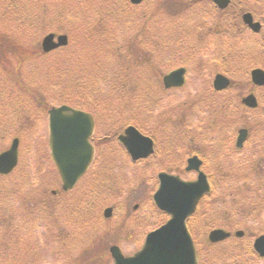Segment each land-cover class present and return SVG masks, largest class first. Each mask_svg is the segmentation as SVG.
Segmentation results:
<instances>
[{
  "label": "rangeland",
  "instance_id": "374dc122",
  "mask_svg": "<svg viewBox=\"0 0 264 264\" xmlns=\"http://www.w3.org/2000/svg\"><path fill=\"white\" fill-rule=\"evenodd\" d=\"M79 1L75 0V3ZM87 1L90 7L86 10L85 17L78 16L77 22L65 23L68 25H63L59 29L62 31L70 28L74 31V35L76 30L79 34L84 28H90L95 19L94 14L97 15L98 12L101 13L102 11L109 12V16L104 19L96 17L94 23L97 20V23H100L99 27L101 26L107 30L110 28L118 42H122L124 38L132 33L139 32L142 26L140 24L141 16L144 11H149V9L151 10L152 7L161 3V0L147 1L137 9H128L127 13L123 11L125 15H120L118 12L119 18H113L118 9L122 10V7L117 5L122 0H96L93 4L91 0ZM232 1L238 2L240 5L244 4L246 7H257L256 13L254 12L256 17L264 18V0H250L251 4L246 3L247 0ZM6 2L7 0H0V33H7L9 38L12 39V43L11 48L5 51L6 53L0 54L2 56L0 58V72L8 75L17 71L22 76L23 81L29 83L31 91L36 90L35 86H38L39 89L34 92L38 97L37 99L30 101V98L27 97L25 100H28V102L23 103L13 102L8 97L5 98L6 91L9 88L3 87V84L0 86V108L4 106L5 113V115L0 113L3 121H5L3 129L0 130H2L4 136H7L0 144V151L8 148L14 136H18L21 140L17 168L10 175L0 178V188H2V191H0V242L5 235H8V237L14 235L18 239V243L12 249V245H14L13 237L6 239L10 245V250H6L5 247L3 249V244H0V262L1 264H83L82 257L79 254L93 251L97 255L96 262L92 264H111V256L108 251L110 245L113 243L118 244L124 255L133 254L143 243L146 233L165 222L166 215L164 216V213L160 212L151 201V195L157 187V173L161 170H167L179 174L184 179H194L196 176L194 172H185L183 169L188 152L167 143L165 138L167 134L166 114L162 112L167 108L174 107L178 112L190 113V108L180 107L178 109L177 106L190 102L189 100L194 98L198 92L201 93L209 86L213 76L207 73L212 67L204 71H198V69L203 60L212 59V54L199 52L202 56L197 57L194 66L190 64L192 72L187 74L184 87L172 90L170 93H163L160 96L158 107L154 113L156 114L155 118L151 122L153 128L157 131L156 136H158L154 156L133 163L124 148L120 147L113 137L118 130H116V127L115 130L112 129V118L104 113V119L108 123L105 121V123H98L95 130L97 135L105 134L107 141H109L104 147V158L107 160L101 162L102 167L97 170L100 172L105 167L108 168V170H103L106 175L98 177V179L89 177L85 179L86 184H77V188L75 186L66 193L60 192L61 180L55 171L56 168L50 158L48 147L47 109L50 106L61 104L63 101L62 91L68 89L70 79H76L79 73L85 74L79 67L81 59L82 62L90 59L93 63L97 60L93 57H86L82 50L90 55L91 49H82L81 44L75 43L73 38L72 43L74 44L70 42L73 46L69 45L72 48H67L65 55H67L68 61L71 60V56L74 57L77 66H73L70 71L67 68L65 75L62 77L56 74L50 77L48 71L50 66L47 67L48 62L53 64L63 54L60 53V50H57L45 57H25L26 54L21 52L41 50V41L45 33L36 30H34V33L22 32L18 21L13 20L10 13H6L4 9ZM205 2L206 4L192 5L187 13H184L185 10L180 15H175L176 19L181 16L182 19H180L183 23H186V26L198 23V27L196 25L189 33L192 36L195 32L203 33L207 26L212 23L213 8L208 1ZM137 12L140 16H137ZM1 16H5L7 20H2ZM155 16L154 22L157 24L156 37L158 40H162L166 36L162 33L159 34V29L162 30L170 25L174 17H168L161 9L158 10ZM100 21L104 24H101ZM200 24H203L202 26H205V28H202ZM165 30L170 31L169 29ZM120 33L122 37H117ZM245 44L247 43L245 42ZM149 45L152 47L150 42ZM146 52L148 53L144 57L145 60L136 65L137 69H134L133 72L128 71L127 74L122 68L123 66L117 63V59L111 61L113 64L111 66H107L110 63V60H108L104 70L100 68L90 74L91 76L88 77V80L92 78L90 84L97 85L106 95L109 91H112L115 95L119 91L122 92L118 86L122 85L127 89L129 95H134L138 99L141 88L148 86L150 89L148 81L155 83L154 69L162 72L159 74L161 77L163 73L167 72L168 67L175 63V60L170 57L171 65L169 63L165 65L159 63L156 66L157 60L161 62L162 59H168L167 56L164 57L160 51L155 52L154 48L151 50L150 47ZM114 63H116L119 73L113 71L115 68ZM149 63L151 64L149 65ZM66 65L68 64L66 63ZM98 67H100V64H98ZM89 71H92V66H90ZM240 73L246 78L245 71ZM236 78L240 80L234 88V95L240 100L243 95L253 89H250L245 80L242 81L238 76ZM117 80L122 81L116 83ZM11 86L18 91L16 85L12 84ZM58 92H61V94H58ZM255 94L259 97L257 89ZM262 96L264 97V91ZM85 97L90 99L87 92ZM263 97L260 98L263 99ZM113 103L121 105L122 101L113 100ZM262 105V110L255 114L252 113L247 118V124L264 118V103ZM26 113L29 114V118H26ZM18 115H22V117L18 118ZM141 118H144V116ZM158 119L159 122L157 123ZM193 123L199 124L200 120H193ZM255 124L259 125L258 123ZM124 127L118 129L121 130ZM231 132L233 130L228 129L226 134L232 137ZM168 145L171 146V152H168ZM244 152L246 154L247 150ZM225 155H227V152L223 153V156L227 158ZM227 159L229 160V158ZM224 160L226 161V159ZM224 160L223 163L232 165L230 161L225 162ZM237 171L238 169L235 170V172ZM236 188L237 186L225 185L224 190L220 193L222 202L217 201L216 204L205 207L204 215L200 217V213H197L201 224H204V233L203 235L199 234L200 242L197 245L199 250L205 252L204 258L201 255L200 264H264V259L261 260L256 257L252 259L249 247L256 234L264 232V209L251 206L247 209H240L237 211V215L235 213L234 198L232 197L237 192ZM53 191L56 192L53 193ZM79 196L83 199L84 216L66 219L65 211L67 214H72V211L67 212V209L72 208V201ZM135 204L138 207L133 210ZM106 206L114 208L113 215L110 219L103 220L102 210ZM230 223H234L236 229L245 231V235L241 237L240 242L238 241L239 237L233 235L234 229H230L233 236L224 243H216L213 246L207 241L206 233L210 229L209 225L212 228L223 224L229 226ZM193 234L196 235L194 231ZM27 246L32 249L29 250ZM232 247L236 249L231 250ZM17 249L18 251L15 254L13 251ZM245 251L249 253L244 254ZM221 252L226 253V255H221Z\"/></svg>",
  "mask_w": 264,
  "mask_h": 264
},
{
  "label": "trees",
  "instance_id": "16d2710c",
  "mask_svg": "<svg viewBox=\"0 0 264 264\" xmlns=\"http://www.w3.org/2000/svg\"><path fill=\"white\" fill-rule=\"evenodd\" d=\"M94 1L96 0H91V3L93 4ZM196 1L200 3L208 1L210 3V0H161V3H158V5L154 6L152 10L149 11L143 10L144 13L141 16L142 19L140 21V24L142 26L140 31L132 33L128 37L124 38L122 42L117 41L110 28H108L107 30V29H103L101 26L99 27L100 23H97V20L96 23H94L96 17L104 19L106 16H109V12L105 13L104 11H102L101 13L98 12L97 15L94 14L95 19L91 23L90 28H84L83 30L80 31L79 34H77V30H76L74 35V31L71 30L70 28L64 29L62 31L59 29L63 25L65 26L68 25L65 23H72L73 21L77 22L78 16H82L83 18L85 17L86 10L90 7L87 0H80L77 3H75V0H7L6 2L7 4H5L4 9L7 14L10 13V16L12 17L13 20L18 21L22 32L29 31L31 33H34V30L40 31L41 33H46L49 31L64 32L67 33L68 35L70 34L71 43L73 42V38H74V42L80 43L82 49H86V48L91 49L90 55L88 53H85L84 50L82 51L86 55V57L88 58L93 57L94 59L97 60V62L93 63L90 59L85 62H82L83 61L82 59L80 60L79 67L82 69L83 72H85V74L79 73L76 79L69 80L70 84L68 86V89L62 91V94L61 92H58V94H61L63 96L62 102L77 108L90 111L97 118L102 117L104 113L108 114V117L112 118L111 126L112 129L114 128V130L116 127V130L120 131L118 129L119 127L122 126L124 127L126 124H134L137 127L143 129L144 131H147L148 133L156 134L157 131L155 128H153L154 126L153 124H151V122H153L156 115L154 113L158 99L160 98V95H162V93L164 92V89H162L159 84V79L157 81L158 74H160L161 71H159L158 69H154L153 75L156 76L155 83H153L152 81H148L150 84L149 86L150 89L148 88V86L141 88L138 93V99H136L134 95L133 96L129 95L127 89L122 85H118L121 88L122 92L119 91L117 95H115L112 91H109V93L106 95L97 87V85L90 84L92 78L88 80V77L91 76L90 74L92 72L97 71L100 68L104 70L105 66L108 63V60H110V63L107 66H111L113 65L111 61L112 60L115 61L116 59H117V63H119L120 66H123L122 68L124 69L126 74L128 73V71L133 72L134 69H137L136 65H139V63L142 60H145L144 57L148 53L146 52V50H149V47L151 48V50L154 48L155 52L160 51L161 55H163L164 57L167 56L168 58V59L165 58V60L162 59L161 62L160 61L158 62L157 60V64L155 65H159V63L161 65H165L166 63H169L171 65L170 57L176 60V62L184 63L182 60L184 61L187 60V62H189V59L194 55V50L196 49V45H193L194 39L192 34H189L190 32L187 27L194 25L189 24L188 26H186V23H183L181 21L182 17L180 16L179 19H176L175 15H180L185 10L186 11L184 13H187L189 11V8L192 5H194ZM246 3H250V0H247ZM117 5H120L122 7V10L118 9L115 13L116 15L112 14L114 15L113 18H119L118 12L120 15H125L123 11L126 12L128 9L139 8V6L131 5L128 2V0H122L120 1V3H117ZM213 8L215 7L213 6ZM252 8L255 9V11H257L256 10L257 7L252 6ZM160 9L163 11V13H166L174 17L170 25L166 26L162 30L159 29L158 33L165 34L166 36L162 40H158L156 37L157 24L154 22V19L156 17L155 15ZM246 9L247 8H244L241 5H237L236 8L237 19L233 21L236 28L231 26L228 28L227 26L229 25L226 26L225 24H223L225 25V27L221 29L222 33L230 32L229 37H233L234 35H236L238 38V42H236L235 45L231 44V46L229 47L230 50H234L232 51L233 55L231 56V59L227 60V62H222L217 64L220 65L221 67L220 71L226 72L231 76L235 74L238 77H240L242 75L240 71L242 72V70L245 69L244 67L249 66L248 55H247L248 45H245L243 40L239 38V37H243L240 34L241 29H243V26L240 23V14ZM215 11L217 10L215 9ZM217 12L219 13V15L217 18L212 19V22L214 20L219 21L222 17V12L224 11L218 10ZM137 16H140L138 12H137ZM1 19L4 21L7 20L5 16H1ZM101 24L104 23L101 22ZM193 28H195V26ZM165 29H169L170 31L167 32ZM172 31H174L173 34ZM119 36L122 37V34L120 33L117 37ZM201 39L202 38L200 37V35L196 34V41L199 42L201 41ZM149 42L151 43L152 47L149 45ZM11 43H12V39L9 38V35L7 33H3V34L0 33V54L10 49ZM69 45L60 50L61 51L60 53L63 54V55L61 54L62 56L60 59L54 61L53 64H50L48 62L47 67L50 66L48 68V71L50 72L49 74L50 77H53L54 74H56L59 77H62L65 75L67 68L70 71L73 66L75 67L77 66L74 62V57L71 56V60L68 61V57H66L67 55H65V52H67L66 49L67 48L71 49L73 46L72 44H71L72 46ZM237 48L240 49L237 51ZM21 53L26 54L25 57L40 58V57H45L46 55L48 56V54L43 53L39 49L32 51H23ZM0 58H2V56H0ZM153 62H155V60H153ZM66 63L68 65H66ZM98 64H100V67H98ZM150 64L151 63H149V65ZM114 65L115 68L113 71H117L119 73L116 63H114ZM90 66H92V71H89ZM121 81L122 80H117L116 83H120ZM132 83H134V81H132ZM2 84L3 87L9 88L6 91L5 98L8 97L13 102L18 101V102L26 103L28 102V100H25V98L27 97L30 98V101H34V99L38 98L36 97L34 92L38 90L39 87L34 85L36 87V90L31 91L30 89L31 86L29 85V83L24 82L22 76H20L17 71L14 73L12 72V74L10 73L8 75L0 72V86H2ZM12 84L16 85L18 91L12 88L11 86ZM86 92L88 96H90V99H87L85 97ZM124 95H125V99H124ZM205 99H206L205 108L207 109L208 112H210V117L206 118L204 121L200 123V127L204 128L205 130L220 129L222 133H225V129L226 127H228L229 122L235 121L233 117L235 116H237L238 118L241 117L242 112L244 111L242 106L239 105L238 103L235 104L234 102H232L230 106V99H228L227 97L218 98V99L212 97ZM209 99H215V100L208 102ZM113 100L122 101V104L121 105L114 104ZM8 103L10 102L8 101ZM207 103H208V107H207ZM0 113L5 115L4 106L0 108ZM28 115L29 114L26 113L27 116L26 118L30 117ZM142 115H144V118L140 117ZM21 117L22 115L19 116L18 118ZM170 121L174 122L173 128L178 131H181L180 133L187 134V132H191V134L195 135V132H193L190 129H196L197 127L195 125L194 126L189 125L187 114H186V118L183 117L182 120L178 121L174 118H171ZM106 122L108 123L107 120ZM158 122L159 119L157 120V123ZM202 123H203V127H202ZM4 125H5V121H3L2 116L0 115V129H3ZM253 127H256L258 130L264 131V121L261 122L259 125ZM5 137L7 138L6 135L4 136L2 134V130H0V144L4 141ZM260 137L264 138V136L261 135ZM107 142L109 141H106L105 144ZM102 144H103L102 140L96 142V146L100 147ZM168 149L170 151L171 147H168ZM214 153H216L215 160L219 161L218 158L222 156L221 154L223 153V151L219 152L217 150V151H213V154ZM215 165L217 166H212V168L210 167L206 168L207 172H209L211 176H213L214 178V182H213L214 188L216 187V183L220 191L224 190L225 185L237 186L236 188L237 192L232 197L241 199L242 202L240 203L241 208H245L247 206L249 207L254 206L261 208L263 207L262 205L264 204L261 200H259V194H254L252 197L250 195L252 188L244 189L245 186L243 184L244 183L246 184L249 181L248 178L241 179L242 174L239 172H235L233 168L227 163L226 164L221 163ZM100 167L102 166L100 165ZM100 167L97 170H100ZM97 170L93 173V175H91V177L97 179L98 177L105 176L106 172L103 170H108V168L105 167L100 172ZM248 177H250V174ZM0 178H3V176H0ZM262 182H264V178H262V176L259 175V180L256 182V184H260ZM256 184L251 186L254 187ZM0 191H2V188H0ZM214 197H215L214 194L209 195L208 197L209 199L207 200V203L204 205L202 209H200V211L197 212L200 213L199 216L204 215L205 207L211 204H216V200ZM82 203H83V199L80 196L76 197L74 201H72L71 204L72 208L69 207L67 209V212L71 210L73 215L67 214L65 211V218L71 219V217L79 218L80 216L81 217L84 216ZM223 225L227 226L226 224ZM233 225L234 223H230V226ZM209 228H211L210 225ZM12 237L14 241V245H12V249H13V246H16V244L18 243V239L14 235ZM12 237H8V235L4 236V238L0 242V244H3L2 246L3 249L5 247L6 250H10V245L8 244V241L6 239ZM238 241L240 242V240ZM28 248L29 250L32 249L30 247ZM233 249L236 248L232 247L231 250ZM17 251L18 249L13 252L16 254ZM245 253H249V252L245 251ZM79 255L82 257L81 260L83 264H92L96 262L95 258L97 254L93 251ZM221 255L224 256L226 255V253L221 252Z\"/></svg>",
  "mask_w": 264,
  "mask_h": 264
},
{
  "label": "water",
  "instance_id": "95a60500",
  "mask_svg": "<svg viewBox=\"0 0 264 264\" xmlns=\"http://www.w3.org/2000/svg\"><path fill=\"white\" fill-rule=\"evenodd\" d=\"M139 3L142 0H130ZM219 8H225L230 0H213ZM243 22L253 31L260 29V24L253 21L249 12L242 16ZM68 38L65 34L55 37L53 33L45 35L41 47L45 52L59 46L66 45ZM184 68H178L163 76L166 88L180 86L184 82ZM252 81L257 85H264V71L254 69L251 72ZM229 80L221 74L214 79L217 90L228 86ZM250 107L257 102L253 94L242 99ZM49 117V148L52 159L57 166L64 189H70L84 174L93 156V147L89 137L93 129L91 114L67 105L52 107L48 111ZM246 129H240L237 146H242L246 138ZM133 160L144 158L152 153V140L142 135L134 126H128L118 136ZM18 138H13L8 149L0 153V173H9L17 164ZM201 161L193 156L187 160L186 170L198 171L196 180L186 181L177 175L166 172L158 174L159 187L153 195L156 205L170 215V219L159 228L147 234L140 250L131 256H123L118 246H111L110 253L113 264H197V254L191 236L186 228L185 219L191 215L198 200L209 190L206 175L199 170ZM112 209L106 208L104 216H111ZM242 232H237L241 235ZM229 233L222 229H215L209 233L213 242L222 240ZM255 250L264 256V234L254 242Z\"/></svg>",
  "mask_w": 264,
  "mask_h": 264
},
{
  "label": "flooded vegetation",
  "instance_id": "af4514ba",
  "mask_svg": "<svg viewBox=\"0 0 264 264\" xmlns=\"http://www.w3.org/2000/svg\"><path fill=\"white\" fill-rule=\"evenodd\" d=\"M235 7L236 5H234L231 9H228V7L225 8L226 11L224 12V15H231L235 19L236 18V8ZM260 23H261L260 32L256 34L252 33V36L248 40V48H247L248 62H249V65L252 66L250 69V72L253 70V68H256V67L264 69V20L263 21L261 20ZM258 37H260L261 41L259 40ZM213 57L214 56L212 55L211 60L209 59L203 60V63L199 65V69H198V71L200 70L204 71L212 67V69H209L210 71L207 73L208 75L210 74L211 76H213L209 82V86L206 87L203 91H201V93L198 92L196 94V96H199L200 101L202 102L203 105L206 104L205 98H211L212 95H218L222 91L224 92L226 91V89L222 91H215L214 86H213V81H214L216 74L222 72L220 71L221 70L220 65H216V63L217 62L218 63L227 62L228 58L224 55H219L214 58ZM178 67L180 66L170 68L167 71V73ZM225 76L228 77L227 74ZM248 82L251 84L250 89L252 88L254 90V91L251 90L250 93L255 95L257 106L255 108L245 109L247 112L246 115L244 116L245 119H247L248 116L252 114L251 111L257 112V111L262 110L263 109L262 104L264 103V97L262 96V93L264 91V86H256L255 84H253L251 74H249ZM185 83L186 82L184 81V83L180 87H170L168 89H165L163 85L162 87L165 90L164 91L165 93H170L172 92V90H177V89L184 87ZM230 83H231V80H230ZM231 87H234V86H231ZM256 89L259 91V97L257 94H255ZM196 96L194 98H196ZM260 97H263V101L259 103ZM235 98L236 96L234 95V91H233L231 92V100ZM185 104L187 105L185 106ZM193 104L194 102L191 100L188 103L185 102L183 103V105H179L178 109L180 107L182 108L188 107L190 108V110H192ZM186 114L187 113H184L182 111L172 112L171 118H174L176 120H182L183 117L186 118ZM188 115H187V119L190 120L191 117ZM209 117H210V112L206 111L205 114L201 113L199 117L197 116L196 118L202 119V118H209ZM167 118L168 119H167V130L166 131H167V141L169 142V144H171L173 147H176V148H182L183 150L187 152H193V154H196V155L200 154L199 158L202 160L203 166L210 167V168H212V166H217L215 164L222 163V162L215 160L216 153L213 154V151L218 150L222 152L223 149L227 152L230 151L231 153L230 161H231L232 167L235 168V170L238 169L237 172L242 174L241 179L248 178L249 180L246 184L245 183L243 184L245 186L244 189L252 188L250 195L253 197L254 194H259V200H261L264 204V182L260 184H256V182L259 180V175H261L262 178H264V138L260 137V135L264 136V134H259L261 132L252 130L247 125L245 127L247 131L246 138L242 143L243 146L240 147V146H237V138H238L239 130H240L237 125H234L231 123L229 125V129L233 130V132H231L232 137L226 133L224 136H222L220 129L205 130L204 128H200L198 131H193L195 132V135L191 134V132H187V134H182L180 133L181 131H178L173 128L174 122L170 121L171 118L170 117H167ZM233 137H234V140H233ZM152 139L154 141V152L152 156H154L155 148L157 146L158 141L156 140V138H152ZM246 150H247V153L245 154L244 151ZM189 156L190 155L188 154V157ZM188 157H186V160H185L186 162L189 159ZM249 174H250V177H248ZM77 184L84 185L86 184V182L85 180H80L79 183ZM77 184H76V188H77ZM254 184H256L254 187L251 186ZM61 194L63 195V193ZM262 206L264 207V205ZM137 207L138 205L135 204L133 206V210H136ZM197 221L200 222V218L198 216L192 215L191 217H189L188 222H190V227L188 225V228H191L192 231H193V228L194 230H199L201 227V222L198 223ZM194 242H195V245H197L196 240H194ZM259 259L263 260L264 257L259 258Z\"/></svg>",
  "mask_w": 264,
  "mask_h": 264
}]
</instances>
